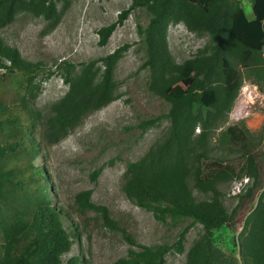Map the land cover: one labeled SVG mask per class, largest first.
<instances>
[{
  "label": "trees",
  "instance_id": "1",
  "mask_svg": "<svg viewBox=\"0 0 264 264\" xmlns=\"http://www.w3.org/2000/svg\"><path fill=\"white\" fill-rule=\"evenodd\" d=\"M232 1L132 0L117 21L98 31L104 46L132 12L147 9L146 22L138 18L144 50L142 66L149 71L150 90L171 107L167 114L143 120L137 127L145 129L168 117L171 129L163 142L152 146L140 159L128 162L124 190L136 205L153 212L159 221L176 226L189 221L174 245L139 244L127 235L139 249H130L126 257L112 264H166V255L173 247L184 252L186 235L196 224L203 225L205 232L190 248L185 264L228 262L214 242V232L223 227L239 232L237 241L245 264H264V193L257 206H252L263 183L258 143L247 129L233 124L227 130L231 149L239 155L224 161L209 156L210 135L227 120L242 87L241 67L264 89V0L255 3L256 12L263 16L252 20L240 5L231 6ZM58 2L65 3L62 11ZM68 6V0H0V28L24 12L44 17L53 28ZM179 23L209 36L205 48L183 63L175 61L169 45V27ZM128 47L91 61L75 77L73 63L61 65L70 88L53 106V115L46 122L47 141H60L84 116L117 97L114 72ZM99 62L104 65L100 77L96 68ZM42 68L41 61L24 58L17 47L0 36V69L30 75L31 94L38 89L35 78ZM6 72L0 74V264H85L81 256L67 262L63 259L72 250L75 232L72 225L65 224L68 216L52 204L45 168L33 165L40 147L32 133L41 113L27 99L16 101L7 96ZM188 80L191 83L186 86ZM245 175L253 178V184L239 195L240 203L229 213L217 185ZM190 178L195 188L212 192V197L198 200ZM7 187L11 191H5ZM77 202L84 209L97 211L108 226L126 234L107 206L91 200L90 190L81 191ZM244 203L252 211L241 225Z\"/></svg>",
  "mask_w": 264,
  "mask_h": 264
},
{
  "label": "rangeland",
  "instance_id": "2",
  "mask_svg": "<svg viewBox=\"0 0 264 264\" xmlns=\"http://www.w3.org/2000/svg\"><path fill=\"white\" fill-rule=\"evenodd\" d=\"M68 1V8L53 28L49 27V21L44 17L27 12L0 28V36L17 47L24 58L42 62L43 68L35 78L38 89L30 93V75L21 71L11 74L0 69V74L7 73L4 89L10 99H27L41 113V120L32 133L40 147L33 165L45 168L52 204L68 216V219L64 218L65 224L74 228V244L72 250L64 255V261L81 256L85 264H112L126 257L130 249H139L128 240L127 235L139 244L174 245L182 228L189 224L188 221L176 226L157 220L153 212L136 205L124 190L128 162L140 159L152 146L163 142L170 134L171 119L165 117L145 129L137 125L156 115L167 114L171 105L150 90L149 71L142 66L144 50L138 32V18L145 23L147 9L132 12L103 46L99 29L117 21L132 0ZM255 3L256 0H234L231 6L240 5L252 20L263 16V13L256 12ZM64 4L58 2L59 11L63 10ZM208 42V35L192 32L184 23L169 27L170 50L178 63L195 57ZM127 44L129 47L122 52L114 72L117 97L84 116L60 141H47L46 122L53 115V106L70 88L61 65L64 62L73 63L72 77H75L91 61L114 54ZM96 68L100 77L103 63H97ZM241 70L244 75L242 87L227 120L210 135L209 156L224 161L239 155L231 149L228 126L238 124L250 132L258 143L257 156L260 157L263 176L262 186L252 201L254 208L264 193V89L246 74L245 68L241 67ZM185 83L188 86L191 80ZM245 177L248 176L217 185L222 193L221 201L229 213L240 203L239 195L253 184V178L249 177V182L245 183ZM193 182L190 178L198 200L212 197V192L200 191ZM9 188L5 191H11ZM238 188L241 192L235 193ZM84 190L91 191L94 203L108 207L112 219L126 234L108 226L97 211L82 208L77 202V195ZM7 196L9 198V194ZM243 205L239 219L241 225L252 211L245 203ZM204 232L203 225L192 226L186 235L184 252L179 253L173 247L166 255V264H185L187 253ZM238 235L239 232L227 227L214 232L215 244L228 257V262L224 264H245L238 246Z\"/></svg>",
  "mask_w": 264,
  "mask_h": 264
},
{
  "label": "built area",
  "instance_id": "3",
  "mask_svg": "<svg viewBox=\"0 0 264 264\" xmlns=\"http://www.w3.org/2000/svg\"><path fill=\"white\" fill-rule=\"evenodd\" d=\"M197 131H200V127H198ZM249 180H250L249 177H245L244 182H245V183H248ZM238 192H241V188H238V191H235V193H238Z\"/></svg>",
  "mask_w": 264,
  "mask_h": 264
}]
</instances>
